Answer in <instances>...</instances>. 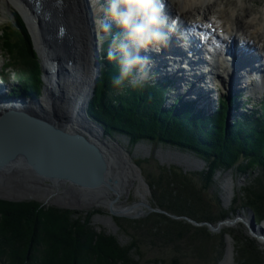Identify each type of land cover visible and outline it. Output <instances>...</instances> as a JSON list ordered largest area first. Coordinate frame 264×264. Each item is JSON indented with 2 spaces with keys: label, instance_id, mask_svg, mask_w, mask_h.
Listing matches in <instances>:
<instances>
[{
  "label": "trees",
  "instance_id": "16d2710c",
  "mask_svg": "<svg viewBox=\"0 0 264 264\" xmlns=\"http://www.w3.org/2000/svg\"><path fill=\"white\" fill-rule=\"evenodd\" d=\"M103 39L101 74L86 110L89 118L110 137L127 140L129 148L140 143L171 148L204 164L203 170L196 173L158 166L162 172L152 178L143 169L148 159L136 160L158 207L178 217L212 225L232 217L238 207L250 211L255 223L264 220V104L260 103V111L254 112L258 116L256 120L244 115L228 125L226 101L221 102L213 115L207 116L189 104L165 107L167 86L158 82L143 90L126 89L118 94L110 84L117 65L105 57L109 36ZM0 47L10 61L3 67V75L8 76L9 69H14L17 90L25 96L39 98L43 87L40 63L17 15L0 28ZM254 169L259 175L240 189L230 208H221L220 198L214 193L215 176L228 171L244 175ZM210 205L216 207V217L210 213ZM94 213L102 212L82 215L39 203L0 201V264H138L137 240L131 237L128 245L121 246L114 237L96 233L89 223ZM128 222L126 227L140 231V241L146 239L151 245L183 239L191 228L185 221L178 222L161 214ZM196 232L191 240L197 239ZM205 242L197 247L199 255H205ZM236 252L239 264H264L251 240L243 242Z\"/></svg>",
  "mask_w": 264,
  "mask_h": 264
},
{
  "label": "water",
  "instance_id": "95a60500",
  "mask_svg": "<svg viewBox=\"0 0 264 264\" xmlns=\"http://www.w3.org/2000/svg\"><path fill=\"white\" fill-rule=\"evenodd\" d=\"M44 4L42 10L38 9V11L41 10V14L35 18L34 29L36 40L44 55L48 60H53L52 63L48 61V66L51 65L55 75L53 87L49 91V101L46 100L44 107L37 102L35 106L42 110V107L46 109L47 103L52 108L53 116L45 113L32 114L27 110L0 113V170L15 162L23 175L29 178L30 185L35 187V182L38 185L36 189L51 186V191L55 193L59 188L68 185L69 189H76L81 196L86 195L87 199L105 189L114 194L116 193L114 184L120 182L118 178H121L119 173L122 171L120 164L115 160L120 159L121 155L107 146L104 139L101 138L103 141L101 144L105 147L103 149L98 143L88 138L90 137L88 134L82 132L77 122L79 117L76 112L77 106L66 103L62 92L64 86L82 87L80 93L83 96L85 94L82 101L87 106L96 78L99 76L90 11L85 0H44ZM16 10L25 23L33 50L44 65L39 47H36L26 21L27 19L33 22L31 17L24 15L19 9ZM79 69L80 73L77 72ZM43 70L45 72V69ZM52 99H54L53 104ZM47 110L51 113L50 108ZM82 114L87 123L100 131L101 136L105 135L102 127L87 117L85 110H82ZM106 137L110 138L107 134ZM114 164L116 166H113ZM116 167L119 168L116 174L120 176L117 178L112 176L113 169ZM113 197L114 199L107 204L108 220L111 223L112 218L135 220L145 217L147 213H157L173 220H185L194 226H207L210 231H219L221 226L230 225L238 220L220 222L217 227H213L207 222L198 223L160 208L153 209L142 202L116 208L114 204L118 203L119 196L114 194ZM51 198L52 195L48 196L47 201ZM19 199L20 201L32 200V197L17 198L18 201ZM62 210L81 213L76 209ZM94 215L99 213H94L92 216ZM249 224L253 229L252 216Z\"/></svg>",
  "mask_w": 264,
  "mask_h": 264
},
{
  "label": "rangeland",
  "instance_id": "374dc122",
  "mask_svg": "<svg viewBox=\"0 0 264 264\" xmlns=\"http://www.w3.org/2000/svg\"><path fill=\"white\" fill-rule=\"evenodd\" d=\"M168 1H170V4L173 3L171 6L174 7V3L178 2L177 0V2L175 0ZM235 4L236 0H225L224 6L231 7ZM242 4L243 7L246 9L244 14H250L251 17H256L257 20L255 21V24L261 22L262 24H264V0H243ZM12 6L13 5L10 4L7 5L0 3V28L1 26L7 24L12 13H16L14 9L15 7L13 6V8ZM237 7L239 6L237 5ZM237 14L242 15L243 13H241V11L239 10ZM1 52L2 51L0 47V70L1 68H3L4 65L10 62L8 60V57H5V55H3ZM13 71L14 69H9V75L5 76V79L12 84H16L18 83V81L16 80ZM0 78L2 77L0 76ZM43 93L44 91H42V95L39 98H36L41 104H43ZM259 100L263 101L264 96L257 93L254 96L252 102L257 103ZM243 110L246 112V109L243 108ZM231 118L235 119V114L232 115ZM90 127L93 128L91 125ZM94 133L97 132L94 131ZM103 138L107 146H109L112 150H116L121 155L123 161H128L126 162L127 166L129 164V166H131L129 172V177L131 178V180L125 184V187H128V190L125 191L126 197H124L125 195L121 198L119 196L118 203L116 205L114 204V207L116 208L131 206L135 203L140 202L149 205L153 209L159 208L157 201H155L151 195L152 190L149 188L141 169L138 168L137 164H135V161L138 159H148L149 162L143 166V169L145 173L152 178H156L159 172H162V170L159 169L158 166L166 168L174 166L178 169L180 168L184 173H196L202 171L204 168V164L201 161L197 160L194 156L189 155L187 153L179 152L175 149L164 147L154 148L147 143H140L134 148H129L127 140L123 138L115 136L107 138L104 135ZM95 143L99 144V141H95ZM258 173L259 172L257 169H254L252 173L249 172L244 175L235 174L231 171H228L226 173H218L215 176L216 185L214 187V193L216 192L220 198L221 208H230L235 199V196L240 195V189L250 184V181L259 175ZM2 183H12L15 185L14 178L4 179ZM262 187L264 189V180L262 183ZM156 192L157 191L155 190V193ZM43 193L46 194L47 192ZM14 195L15 193L12 196ZM48 196H50V194ZM109 196L110 195L108 194L100 196L101 198L105 197V201L102 200L100 204L96 205L95 207H92L94 209H86L88 207L86 204L91 202V200L87 199V196H84V194H82V196L79 195V192H77L76 189H69L68 185H65L63 188H59L56 193L52 191V198L48 201L47 198L40 197H32V200L26 199L23 201H20L19 199L18 201L17 198L21 197H12L13 199H11V197L1 195L0 201L9 202L12 204L33 202L39 203L43 207L76 209L80 211L82 215L88 212L101 211V214L94 215L89 219V223L93 231H95L96 233H103L106 236L114 237L121 246L128 245L130 243L131 237L136 239L138 242L137 246L139 248L138 252L140 255V261L138 264H157L160 261L165 263L176 262V264H221L228 252V249L232 250L233 264H239L238 255L236 251L237 249L239 250L241 248L242 243L247 240H251L254 242V245L257 247V251L264 260V244H262V242L257 239L258 237L256 238L255 236H253L254 234H252L248 224H246L245 222L247 218H249L250 220L251 215L252 217H254L250 211L243 209L241 210L238 207V211L232 217H229L224 221H219L213 224L212 226L217 227L218 223L220 222H233L238 217H242L243 221L240 219L230 225H223L221 226L219 231H210L207 226L204 225L194 226L190 222H187L182 219L175 220L178 222L185 221V223H187L191 227L189 230V234L183 239H175L173 243H167L164 242V240H159L160 242H157L156 245H154L155 242L153 245H151L149 242L146 241V239L140 241L141 239L138 238L140 231L138 232L137 230L128 229L126 227L129 225L128 221L134 220H129L126 218H112V223L109 222L107 204L109 203V201L114 199L113 196H110L108 200ZM210 196L211 194L209 195V197ZM209 209L210 213L214 217L218 215L216 207L214 208V206L210 205ZM143 210L145 211V209ZM154 214L157 213H147L146 216ZM152 218L153 217H151V219ZM141 219H144V217L135 220ZM254 224L258 228L264 227V220L258 223H255L254 221ZM196 230V233L198 234L196 235L197 239L191 240ZM199 232H204V236L199 234ZM206 232H208V234ZM259 237L261 239L264 238V236L261 235H259ZM204 241H206L205 245L207 244V246L205 249V255L203 256V254L199 255V253L196 251L197 247L203 244ZM100 254H102V252Z\"/></svg>",
  "mask_w": 264,
  "mask_h": 264
},
{
  "label": "bare ground",
  "instance_id": "6f19581e",
  "mask_svg": "<svg viewBox=\"0 0 264 264\" xmlns=\"http://www.w3.org/2000/svg\"><path fill=\"white\" fill-rule=\"evenodd\" d=\"M174 1V0H173ZM176 1V0H175ZM178 1V2H177ZM177 3H174L175 7L177 8V11L180 12L182 14V16H186L191 19H193L194 21H198L199 23H205L209 24L211 23V28L215 29V36L211 35L210 40H212V38H219L222 37L223 39L229 38L231 35V32H235V35H237L240 39L243 40V43H248V44H252L255 46H258L259 48H261L262 52L264 53V24L261 23H256L255 21L257 20L256 17H251L250 14H244L246 9L243 7V0H236V4L231 6V7H227L224 6L225 0H177ZM170 2V1H169ZM0 3L3 4H10L13 5L16 9H19L21 11H23L24 13L26 12V9L24 8V6H22L21 4H23L20 0H0ZM172 3V2H171ZM173 4V3H172ZM237 5L240 7H237ZM179 6V9H178ZM239 8V9H238ZM170 10H173L172 8ZM239 10L241 11V13H243L242 15H238L237 12H239ZM28 14V13H27ZM30 15V14H29ZM32 15H30L31 17ZM32 18V17H31ZM26 19V18H25ZM33 20V18H32ZM28 23V28L30 30V32L32 33L33 37H34V42L36 47H39V51L41 59H43L44 61V66L45 68V72L46 75L45 76H49L50 79L46 82V87L44 90V96H43V103L45 106V102L46 100H48V96H50V85H51V80L54 77V73L52 72L51 65L48 66V61L49 62H53V60H48V58L44 55L43 50H41L40 48V44L38 43V41L36 40V35H35V29L33 26V22L27 20ZM220 32V33H219ZM211 46H209V50L211 53H215L217 48L215 46V44L210 43ZM183 47L182 44L178 43V46L180 48ZM179 55H181V53H178ZM172 54H169L168 57L169 59L170 56ZM184 61V60H183ZM188 64V66H191V64H195L196 61L194 60L193 62H186ZM185 62H180L181 65L185 66L187 65ZM232 63V62H231ZM172 68V66H170ZM84 70V69H83ZM171 71H174V69H170ZM79 70H77V72H79ZM169 72V70L167 71ZM80 73V72H79ZM164 74V73H163ZM84 85V84H83ZM49 86V87H48ZM85 86V85H84ZM260 86H264V84H260ZM258 87V86H257ZM80 88H74L71 87L70 85L68 86H64L63 87V99L65 97V101L66 103H72L73 106H77L76 111L77 114L79 115L78 117V125L80 128H82V132L85 134H88L92 141H99V145L101 147H103V145L101 144V142H103L101 140V134L99 132V130H96L95 128H91L90 124L86 122V120H84L83 118V114H82V110L84 111L86 108V103L84 101H82L84 96L82 95V93H80ZM258 88H264V87H258ZM248 89L247 83L245 87L239 88L235 87V89H233V92H242V91H246ZM200 92L203 93L204 95H206V98H208V93H210V89L209 88H200ZM201 93H199V91L197 90L196 92L192 93V91H188L187 90V96L190 99H195L196 97V101L199 100L200 101V97L203 98L202 95H200ZM245 94H254L253 93V88H249L248 91L245 92ZM87 96V94H86ZM45 100V101H44ZM79 100V101H78ZM81 100V101H80ZM264 101V100H263ZM202 106L201 108L203 110H208V111H214L215 109H217V103L215 101V99H210V100H206L205 98H203L202 100ZM54 103V99H52V104ZM43 106V107H44ZM42 107V110L37 108L34 105V109L29 111L30 113H38L40 115H43V113H45L46 115H50L51 117L53 116L52 113V108L50 107V105L48 106L46 103V109ZM53 107V106H52ZM11 108V107H9ZM51 110V113L47 110L49 109ZM79 108H81V110H79ZM46 111V112H45ZM1 113H5L4 111ZM50 113V114H49ZM97 132V133H94ZM105 147H103L104 149ZM117 161V162H116ZM116 163L120 164V167L122 169V171L119 173V175L121 176V178H118V180L120 182H118V184H114V190L116 191V195L120 196V198L122 196H124L126 193L125 191L128 190V187H125V184L128 183L131 178L129 177V172H130V168L131 166H127L128 161L126 160H122V158L120 159H116L115 160ZM113 166H116V164H114ZM18 166H16L15 162L10 164V166L4 168L3 170H0V195L1 196H6V197H40V198H47V196L50 194V196L52 195V187L51 186H45V188H47V190L43 187H37V189L35 188L36 186H38L35 182H34V186H32V184L30 185V180L29 178H27V176L23 175V172L19 170V168H17ZM127 167V168H126ZM119 168H114L113 170V175L112 176H116L120 177L119 175L116 174V171H118ZM118 173V172H117ZM14 178V182L15 185L12 183H8V184H3L2 182L4 181V179H12ZM35 180H39V179H35ZM47 182V181H44ZM30 185V187H26L27 185ZM131 185V184H129ZM59 188V186L57 187ZM45 190V191H43ZM43 192H47L46 194H44ZM55 192V191H54ZM15 193L14 196H12ZM105 194L110 195L111 197L114 196V194L110 193L109 191H107L106 189L103 190V192H98L97 195H93V197H91V202L87 203L86 205L89 208L95 207L96 205L100 204L101 201H105V197L101 198L100 196H104ZM80 195V194H79ZM86 196V195H84ZM110 196L108 197V200L110 198ZM99 197V198H98ZM126 197V195L124 196ZM107 200V197H106ZM112 201V200H111ZM249 218H247L245 220L246 224H248L249 229L251 230V232H255L258 235V238L262 244H264V238H260L259 235L264 236V231L261 228L256 229L257 232L254 229H251L250 226L251 224H249ZM253 234V233H252ZM254 236V235H253ZM256 237V236H255ZM221 264H233V254H232V250L228 249V252L224 258V260L222 261Z\"/></svg>",
  "mask_w": 264,
  "mask_h": 264
},
{
  "label": "clouds",
  "instance_id": "9594fccd",
  "mask_svg": "<svg viewBox=\"0 0 264 264\" xmlns=\"http://www.w3.org/2000/svg\"><path fill=\"white\" fill-rule=\"evenodd\" d=\"M97 23L108 33L106 60L117 65L110 78L112 89L143 90L154 81L153 61L167 47L175 29L165 14L162 0H96ZM116 29V31H113Z\"/></svg>",
  "mask_w": 264,
  "mask_h": 264
}]
</instances>
